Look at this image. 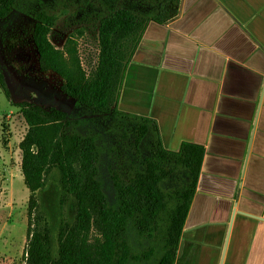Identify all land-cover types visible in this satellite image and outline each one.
Returning <instances> with one entry per match:
<instances>
[{
	"label": "trees",
	"instance_id": "1",
	"mask_svg": "<svg viewBox=\"0 0 264 264\" xmlns=\"http://www.w3.org/2000/svg\"><path fill=\"white\" fill-rule=\"evenodd\" d=\"M19 1L0 0V24ZM180 3L103 0L94 9L92 4L89 9L80 6L78 34H68L61 48L51 39L59 15L47 8L34 9L31 40L40 71L58 74L63 79L60 91L76 105L133 120L137 156L125 173L109 166L115 195L110 203L100 178L99 134L82 131L80 121H72L61 108L15 102L28 126L19 144L24 183L30 191L25 264L151 261L157 248L149 244L140 253L133 251L135 235L148 241L163 237L155 264H174L205 148L193 142H183L178 150L165 148L154 120L124 112L118 104L127 66L148 23L170 21L178 15ZM91 19L97 23L98 54L86 68L79 37ZM0 87L11 99L2 69ZM179 169L182 183L169 188V177Z\"/></svg>",
	"mask_w": 264,
	"mask_h": 264
},
{
	"label": "crops",
	"instance_id": "2",
	"mask_svg": "<svg viewBox=\"0 0 264 264\" xmlns=\"http://www.w3.org/2000/svg\"><path fill=\"white\" fill-rule=\"evenodd\" d=\"M118 107L205 148L174 264H264V0H183L150 21Z\"/></svg>",
	"mask_w": 264,
	"mask_h": 264
},
{
	"label": "rangeland",
	"instance_id": "3",
	"mask_svg": "<svg viewBox=\"0 0 264 264\" xmlns=\"http://www.w3.org/2000/svg\"><path fill=\"white\" fill-rule=\"evenodd\" d=\"M102 1L20 0L14 12L0 24V69L5 72L12 92V98L8 99L0 87V264H25L24 250L28 240L30 191L24 183L19 146L28 126L15 102L29 100L61 108L68 112L72 121H80L82 131L99 134L102 148L100 178L110 203H114L115 195L109 166L125 173L132 166V158L137 156L132 145L133 120L96 113L88 107L76 105L74 99L60 91L63 79L58 74L40 71L37 50L31 40L34 9L47 8L59 15L51 39L61 48L68 34H78L80 6L89 9L92 4L94 9ZM79 49L84 66L89 68L88 62L94 63L98 54V29L93 19L79 37ZM182 181L179 169L169 177L168 187L176 189ZM162 241L163 237L148 241L135 235L133 251L140 253L153 244L156 253L151 261H129L127 264H155Z\"/></svg>",
	"mask_w": 264,
	"mask_h": 264
},
{
	"label": "water",
	"instance_id": "4",
	"mask_svg": "<svg viewBox=\"0 0 264 264\" xmlns=\"http://www.w3.org/2000/svg\"><path fill=\"white\" fill-rule=\"evenodd\" d=\"M182 6H183V0H181V3H180L179 13H180L181 10H182Z\"/></svg>",
	"mask_w": 264,
	"mask_h": 264
}]
</instances>
